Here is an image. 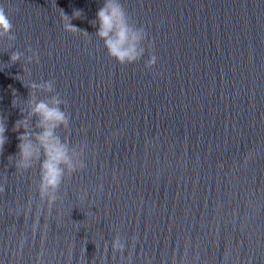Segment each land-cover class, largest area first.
Returning <instances> with one entry per match:
<instances>
[{
	"label": "water",
	"instance_id": "water-1",
	"mask_svg": "<svg viewBox=\"0 0 264 264\" xmlns=\"http://www.w3.org/2000/svg\"><path fill=\"white\" fill-rule=\"evenodd\" d=\"M120 2L147 32L133 64L95 36L104 0H0L16 36L0 41V264H264V0ZM76 10L88 37L63 29ZM29 47L39 64L9 63ZM23 67L55 81L70 116L59 134L87 145L50 208L39 165L16 172L9 158Z\"/></svg>",
	"mask_w": 264,
	"mask_h": 264
},
{
	"label": "clouds",
	"instance_id": "clouds-1",
	"mask_svg": "<svg viewBox=\"0 0 264 264\" xmlns=\"http://www.w3.org/2000/svg\"><path fill=\"white\" fill-rule=\"evenodd\" d=\"M81 11L76 10L72 16L61 12V21L64 31L71 34H82L88 37L90 34L73 25L72 20L80 18ZM93 27L98 28L95 36L103 41L104 48L110 58L120 65L133 64L144 56L145 48L142 46L147 38L144 27H137L132 22L120 0H104L99 8L96 19L91 21ZM13 24L5 8L0 6V41L5 39L8 47L16 40L12 32ZM29 55L19 50L10 54V64L23 62V65L32 63L39 64L40 58L31 47L26 49ZM157 63V57L152 54L145 63L147 69H151ZM27 75L28 83L24 86L28 89V97L25 107L20 110L21 119L15 121L12 131L18 133V152L9 158L14 160L16 172H27L39 165V182L36 184L39 198L42 202L47 201L49 208L59 199L58 192L65 177L70 178L73 174L82 171L86 164L83 159L86 144H70L68 137H61L60 129L67 131L70 127V116L65 110L66 101L56 91L55 81L31 80L32 72L23 67V75ZM43 94L45 99H40ZM15 97V92H13ZM13 107H16L13 103ZM21 129L23 131H21ZM7 130V118L0 116V153L8 141L5 135ZM4 186L0 185V193L4 192ZM98 191L103 186H98ZM87 193H82L78 198L84 200ZM113 254L123 253L125 243L121 237L116 236L112 241ZM107 244L105 245V252Z\"/></svg>",
	"mask_w": 264,
	"mask_h": 264
}]
</instances>
